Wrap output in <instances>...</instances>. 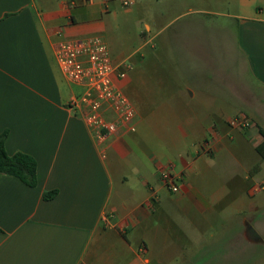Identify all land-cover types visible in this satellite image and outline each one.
I'll return each instance as SVG.
<instances>
[{"label":"crops","instance_id":"obj_1","mask_svg":"<svg viewBox=\"0 0 264 264\" xmlns=\"http://www.w3.org/2000/svg\"><path fill=\"white\" fill-rule=\"evenodd\" d=\"M96 36L136 110L104 138L56 57ZM260 127L264 0H0V134L38 163L35 187L0 173V264H264V208L230 198L263 182Z\"/></svg>","mask_w":264,"mask_h":264},{"label":"built area","instance_id":"obj_2","mask_svg":"<svg viewBox=\"0 0 264 264\" xmlns=\"http://www.w3.org/2000/svg\"><path fill=\"white\" fill-rule=\"evenodd\" d=\"M134 1L123 0V5L129 6ZM56 57L64 74L80 89L71 100L70 107L81 111L87 125L99 138L115 133L122 125L135 130L136 110L115 82L117 78L126 76L123 66L127 63H114L108 45L101 37L60 41ZM109 111H113L115 116L107 117ZM228 124L245 128L249 126V120L238 115ZM161 180L169 191L180 190V177L174 172L173 163L163 167ZM261 188H264V180Z\"/></svg>","mask_w":264,"mask_h":264},{"label":"trees","instance_id":"obj_3","mask_svg":"<svg viewBox=\"0 0 264 264\" xmlns=\"http://www.w3.org/2000/svg\"><path fill=\"white\" fill-rule=\"evenodd\" d=\"M260 133L264 136V129L261 127ZM7 137V130L0 134V173L15 176L31 187L37 186L38 163L36 158L24 152L9 154L5 145ZM257 152L264 159V141L257 147ZM56 194L57 190L45 192L44 199L50 200ZM0 231H2L1 228Z\"/></svg>","mask_w":264,"mask_h":264},{"label":"rangeland","instance_id":"obj_4","mask_svg":"<svg viewBox=\"0 0 264 264\" xmlns=\"http://www.w3.org/2000/svg\"><path fill=\"white\" fill-rule=\"evenodd\" d=\"M170 16V15H169ZM176 26V25H175ZM140 28H141V24H140ZM143 28V27H142ZM172 29V28H171ZM173 30V29H172ZM249 85H251V83L249 84ZM248 127V126H247ZM246 128V127H245ZM241 129H243V128H241ZM257 157V158H256ZM256 157H254V155L251 157V160L253 159V160H255V158L256 159H258V155L256 154ZM257 177H258V179L259 180H264V171L263 170H261V172L259 171L258 173H257ZM257 185L260 187V189L258 188V189H252V195L251 194H249V193H247V191H244L243 192V195H242V193H241V191H240V189H238V188H236L235 187V189L233 190V192H232V195L230 196V198H235V195H236V193H239V197H242L243 196V199H245V200H247V201H251V200H254V201H257L259 204H261V208H264L263 207V203H264V188H261V183L259 182V183H257ZM238 189V190H237ZM257 191V192H256ZM234 208V207H233ZM246 210H247V207H246ZM228 211V214H230V212L231 211H229V210H227ZM231 213H234V212H231ZM243 214H246V212H244ZM261 214V213H260ZM234 218H233V225L235 226V225H238V223H239V226L241 225L240 224V222H241V218H242V216H240V215H236V216H233ZM229 229V228H228ZM239 264H243L241 261H240V263Z\"/></svg>","mask_w":264,"mask_h":264},{"label":"water","instance_id":"obj_5","mask_svg":"<svg viewBox=\"0 0 264 264\" xmlns=\"http://www.w3.org/2000/svg\"><path fill=\"white\" fill-rule=\"evenodd\" d=\"M246 235L249 239H252V240L259 238L257 231L250 224H248Z\"/></svg>","mask_w":264,"mask_h":264}]
</instances>
